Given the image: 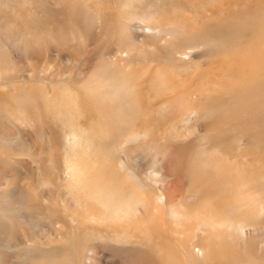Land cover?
I'll use <instances>...</instances> for the list:
<instances>
[{
  "label": "rangeland",
  "instance_id": "rangeland-1",
  "mask_svg": "<svg viewBox=\"0 0 264 264\" xmlns=\"http://www.w3.org/2000/svg\"><path fill=\"white\" fill-rule=\"evenodd\" d=\"M145 3L0 0V264L21 262L42 240L25 217L37 224L62 219L64 188L83 183L61 170L66 139L79 138L87 176L99 184L131 170L129 163L119 166L121 107L109 92L121 87L136 95L123 89L124 75L147 70L141 99L128 111L145 120L124 131L137 137L121 150L167 174L173 206L146 212L139 246L107 248L98 237L80 235L69 262L60 264H264V244L248 237L231 242L206 223L219 210L250 227L251 236L264 234V213L249 214L254 198L264 208V0L226 8L222 20L208 19L219 30L193 44L188 38L174 54L132 39L118 48L109 35L126 18L147 13ZM183 48L192 49L194 63L181 59ZM119 50L132 51L131 67L116 60ZM222 170L224 178L217 177Z\"/></svg>",
  "mask_w": 264,
  "mask_h": 264
},
{
  "label": "bare ground",
  "instance_id": "bare-ground-1",
  "mask_svg": "<svg viewBox=\"0 0 264 264\" xmlns=\"http://www.w3.org/2000/svg\"><path fill=\"white\" fill-rule=\"evenodd\" d=\"M135 1L144 3L146 1L147 13L141 14L139 18H126V24H118L117 32L111 33L110 39L120 49H124L126 42L132 39L149 48H154V44L167 46L174 54L176 52L175 45H187L188 38H191L193 44L202 40L206 31L219 30V27L210 23L211 20L208 19L222 20V14L226 8L236 7L242 1L250 3L253 0H161V14H157L158 0ZM171 21L180 22L171 23ZM161 22L167 23L162 25ZM139 24H142L143 28H140ZM185 28L188 29L186 33L184 32ZM191 52V48H183L179 52L181 59L187 58L186 63L188 64L194 63L188 58ZM119 53L122 54L117 55L116 60L123 61L122 63L131 67L132 51L119 50ZM201 55L203 56L202 53ZM195 67L200 70L197 63ZM199 70H197V75L201 74L200 76H202ZM124 76L127 78L122 82L123 89L135 88L137 89L136 95L128 97V93L123 92L121 87H114L109 95L110 100H116L121 107L119 166L125 168L126 163H129L131 170L118 176L121 178H111V184L109 181L99 184L95 178L87 176L84 156L86 152L79 138L73 135L66 139L67 152L63 156L61 170L71 180L83 183L78 184V182L74 185L70 183L64 188L63 198L57 204V207L63 210L64 217L62 219L47 218L45 223L37 224L25 217L30 229H38L41 232L42 240L37 241L33 249L27 251L21 262L14 264H51L53 260L57 261L56 264L68 263L72 257V249L77 248L76 237L80 235L98 237L103 246L107 248L126 249L125 244H128L129 241H132L135 246H139L143 240L142 228L146 212H163L173 206L172 185L168 182L170 180H166L167 174L165 172L154 173L140 163L142 161L140 157L128 158L121 150V147L130 143L133 137H137L134 132L126 135L124 131H133L138 121L145 120L142 115L136 114V118L128 111L136 105V100L141 99V93L151 74L150 70H147L143 74L130 72ZM207 77L205 78L207 79ZM199 78L201 79L198 76ZM200 88L202 89V86L198 87V90ZM155 99L149 103V106L156 103ZM189 114L194 116L195 112L192 111ZM128 115L133 116L132 122L122 118ZM223 167L221 166V168ZM222 174L223 170L216 172L219 178H224ZM105 177L106 173L102 175V179ZM129 180L132 182L128 183ZM153 180H155L154 186L150 187L147 182ZM143 200L146 203L144 209H142ZM251 205L253 209H250L249 214L253 218H259L264 213V208L258 205L255 198L251 200ZM218 213L219 210L213 211L207 216L208 220L206 221L212 227L221 228V231L216 233L217 236L229 238L231 242L248 237L249 241H255L258 245L264 244V234L251 236V228L246 227L243 222L235 223L230 213L225 215ZM56 226L63 229L54 231ZM185 245V241L180 243L181 248H185ZM77 260L73 263L81 264V261L77 262Z\"/></svg>",
  "mask_w": 264,
  "mask_h": 264
}]
</instances>
